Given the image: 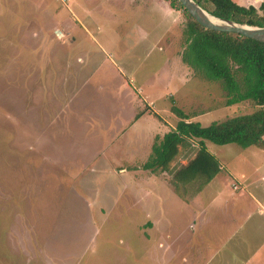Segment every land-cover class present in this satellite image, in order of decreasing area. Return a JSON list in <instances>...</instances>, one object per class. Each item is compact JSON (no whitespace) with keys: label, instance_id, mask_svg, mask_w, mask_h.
<instances>
[{"label":"rangeland","instance_id":"obj_1","mask_svg":"<svg viewBox=\"0 0 264 264\" xmlns=\"http://www.w3.org/2000/svg\"><path fill=\"white\" fill-rule=\"evenodd\" d=\"M186 20L166 0H0V264L243 263L198 253L203 187L142 168L178 119L172 101L203 126L253 110L182 62ZM205 144L219 171L203 199L214 217L235 209L223 234L237 224L238 249L264 264V146Z\"/></svg>","mask_w":264,"mask_h":264},{"label":"trees","instance_id":"obj_2","mask_svg":"<svg viewBox=\"0 0 264 264\" xmlns=\"http://www.w3.org/2000/svg\"><path fill=\"white\" fill-rule=\"evenodd\" d=\"M171 9L180 10L187 18L183 27L184 47L181 60L192 71L210 81H218L225 92V105L248 102L253 110L213 121L203 126L190 120L172 101L171 111L178 118L174 127L161 137L155 136L151 151L142 168L152 172L167 171L173 175V186L196 182L200 190L218 173L217 158L206 149V142L229 143L243 148L264 146V42L230 32L204 28L178 0H166ZM208 13L235 22L264 27V3L244 6L234 0H194ZM140 113L136 116L138 117ZM184 166H170L179 151H190ZM175 167V168H174ZM180 191V190H179Z\"/></svg>","mask_w":264,"mask_h":264},{"label":"crops","instance_id":"obj_3","mask_svg":"<svg viewBox=\"0 0 264 264\" xmlns=\"http://www.w3.org/2000/svg\"><path fill=\"white\" fill-rule=\"evenodd\" d=\"M234 1H236L237 3L244 5V6L253 5L255 7H258L261 3H264V0H253V2H251L250 0L249 1L234 0ZM256 3H258V6ZM142 36H143V38H145V36H146V40L148 41L149 36L147 34L142 35ZM147 111H145V112H147ZM138 113H140V115L137 117L136 115ZM138 113H136L134 115V118L136 119V121L144 114V113L141 114V111ZM190 119H192V117H190ZM134 125H135V123H134ZM172 127H174V125ZM138 137H140V136H138ZM259 181L261 183L264 181V173L262 174ZM231 185L233 188L236 187V184H234V183H231ZM263 186H262V189H259L260 195H259L258 199L256 197H254V202H255L256 206L258 207V209H257V214L255 213V215L257 216V220L255 222L256 225L253 226V231H255L253 242H255V243L258 242L260 244H262L264 241V195H263L264 194V187ZM204 188H207V186L204 185L203 188L201 189V191L199 192L198 196L195 197V198H197L198 203H196V200L192 201L193 203L195 202V211H194V215H195V219H196L195 234L197 236V246H198L197 251H198V253H201L203 250H211L212 254H211L210 258L213 260L214 259L215 260L216 259L221 260L222 258H225L224 256H229L230 259H238V261H243L242 264H249L250 256H249L248 252H247V254H245L247 251V248H248L245 240L243 239L242 242L240 241L241 246L238 249V247H237L238 241L234 238H231L232 236H234L238 233V230L240 227L239 226L237 227V224H236L235 229L232 232H225V234H223V232H222L228 226L235 224L236 215H234V213H233V211H235V209H232V210L230 209V213L228 212L226 215L224 213V211H226L224 209L225 207L220 208L216 212V213H219L217 215L219 218L214 217L215 213H211L212 209L207 207V198L205 197L203 199V196H204L203 193H205ZM202 194H203V196H202ZM224 206L227 207V205H224ZM231 216H232V218H231ZM214 220H216L217 222L214 223L213 222ZM256 232H257V234H256ZM215 239L216 240L218 239L217 245L214 244ZM201 243L203 244V245H201V248L203 249L202 251H201V248H199V245ZM207 243H209V244H207ZM225 247H227V249H225ZM252 251H256V247ZM232 255L234 256L233 258H232ZM246 255H248L249 257L247 258Z\"/></svg>","mask_w":264,"mask_h":264},{"label":"water","instance_id":"obj_4","mask_svg":"<svg viewBox=\"0 0 264 264\" xmlns=\"http://www.w3.org/2000/svg\"><path fill=\"white\" fill-rule=\"evenodd\" d=\"M187 12L206 29L230 32L242 35L251 39L264 42V27L248 25L235 22L230 19H224L208 13L200 7L194 0H178Z\"/></svg>","mask_w":264,"mask_h":264}]
</instances>
